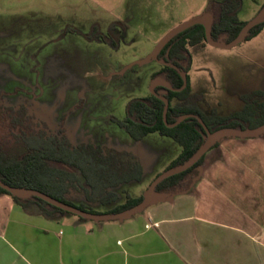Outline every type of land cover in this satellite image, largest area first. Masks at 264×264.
<instances>
[{
  "label": "rangeland",
  "instance_id": "1",
  "mask_svg": "<svg viewBox=\"0 0 264 264\" xmlns=\"http://www.w3.org/2000/svg\"><path fill=\"white\" fill-rule=\"evenodd\" d=\"M222 1L0 0V146L21 153L24 147L17 141L23 126L30 135L43 123L54 133L63 127L73 145H100L140 160L142 179L114 188L119 194L114 203L125 201L127 194L144 195L182 147L158 132L135 140L116 121L127 117L133 99L152 94V76L162 66L157 60L136 62L181 23L208 10L216 15L211 4ZM263 6L264 0H242L238 16L248 21ZM114 22L117 41L94 38V28L104 33ZM189 49V82L192 92L202 95L204 111H239L245 104L242 94L264 90V28L232 48L204 42ZM68 197L97 211L111 209L88 202L76 190ZM259 262L253 255V264Z\"/></svg>",
  "mask_w": 264,
  "mask_h": 264
},
{
  "label": "crops",
  "instance_id": "2",
  "mask_svg": "<svg viewBox=\"0 0 264 264\" xmlns=\"http://www.w3.org/2000/svg\"><path fill=\"white\" fill-rule=\"evenodd\" d=\"M88 221L30 213L2 193L0 264H264V134L222 139L186 192Z\"/></svg>",
  "mask_w": 264,
  "mask_h": 264
},
{
  "label": "trees",
  "instance_id": "3",
  "mask_svg": "<svg viewBox=\"0 0 264 264\" xmlns=\"http://www.w3.org/2000/svg\"><path fill=\"white\" fill-rule=\"evenodd\" d=\"M211 5L218 9V13L214 14L212 36L229 42L247 22L238 16L242 0H223L217 5ZM263 28L264 22L256 25L245 40L257 36ZM204 42H207L205 27L196 24L170 40L162 54L168 55L167 59L182 70L189 71L192 65L189 46ZM163 72L174 87L183 85V78L175 68L163 66L155 76L163 75ZM165 96L170 100L167 112V121L170 124L186 113L200 116L211 131L223 127L255 128L264 124V90L262 89L242 94L244 107L230 114L219 113L216 108L204 111L199 106L202 95L192 92L190 82L182 91L169 90ZM164 108L165 102L153 94L135 98L128 106L127 117L116 121L135 140H141L154 132L173 137L181 145L182 151L169 166L171 168L182 164L197 151L205 141L206 131L196 117L186 118L178 125L169 127L163 118ZM21 109L18 110L20 116L26 111ZM7 110L14 111L11 107ZM27 129L23 126L19 135L20 141H17L24 147L23 152L19 153L0 146V178L6 184L41 190L61 201L95 213L123 211L143 199V195L132 197L127 194L125 201L116 204L108 211H97L89 204L75 203L68 197L73 190L82 193L90 203L108 205L116 202L119 194L114 188L142 179L143 165L140 160L130 152L106 150L100 145L84 143L73 145L63 127L60 128L59 133H54L43 123L40 129L30 130L32 135ZM205 156L206 154L189 169L164 179L157 185L156 190L167 192L171 196L190 190L199 177ZM2 193L11 196L17 206L30 213L47 218L73 214L37 196L28 198L15 196L0 186V194Z\"/></svg>",
  "mask_w": 264,
  "mask_h": 264
},
{
  "label": "water",
  "instance_id": "4",
  "mask_svg": "<svg viewBox=\"0 0 264 264\" xmlns=\"http://www.w3.org/2000/svg\"><path fill=\"white\" fill-rule=\"evenodd\" d=\"M264 22V6L262 9L250 20H248L244 26L241 28L239 33L235 38L230 40L229 42L224 41L222 38L215 39L212 36V27H213V15L210 12H206L203 15L188 20L186 22L181 23L171 31H169L161 40L158 42L154 50L145 58L137 61L136 63H146L151 60H158L159 62H162L164 64L172 65L169 62H166L164 59H159V53L162 51V49L165 47V45L177 34L183 32L184 30L188 29L189 27L196 25V24H202L205 27V36L206 40L209 44L221 47V48H232L236 45H238L240 42L244 41L246 36L249 34L250 30L255 27L256 25ZM133 64H131L129 67H131ZM176 68H178L175 65H172ZM179 69V68H178ZM181 76L183 77V85L180 88H175L171 86L168 82H166L162 77L158 76L152 80L151 83V92L155 95H157L159 98H161L165 102V108L163 112V118L165 123L169 127H174L181 123L183 120L189 117H196L200 123L203 125L206 136L205 141L200 145V147L197 149V151L185 162L182 164H179L177 166L168 168L164 172L158 174L153 181L148 186L147 190L145 191L143 195V199L136 205L132 206L131 208L125 209L123 211L119 212H106V213H95L90 212L87 210H83L77 206H74L72 204L66 203L64 201H61L41 190H37L34 188H26V187H19V186H11L6 184L2 181L0 178V186L9 191L11 194L21 197V198H28L31 196H37L39 198L44 199L48 203L59 207L63 210H66L70 213H73L77 216H81L88 220H94V221H110V220H123L126 218H130L134 216L135 214H138L142 211H144L146 208H148L150 205L155 204L157 202L163 201L171 195L167 192H160L156 190L157 185L162 182L164 179L179 174L190 167H192L195 163H197L217 142H220L222 139L226 137H255L264 134V124L257 126L255 128H235V127H223L220 129H217L215 131H211L204 120L194 114V113H186L180 116L174 123H168L167 121V112L170 105V100L164 96L163 94H159L156 92L155 88L158 85L167 87L169 89L173 90H183L187 84H188V78L187 74L184 71H180Z\"/></svg>",
  "mask_w": 264,
  "mask_h": 264
},
{
  "label": "flooded vegetation",
  "instance_id": "5",
  "mask_svg": "<svg viewBox=\"0 0 264 264\" xmlns=\"http://www.w3.org/2000/svg\"><path fill=\"white\" fill-rule=\"evenodd\" d=\"M207 12H210L209 10L207 11ZM210 13H212V12H210ZM212 15H213V13H212ZM213 21H214V15H213ZM117 23V22H116ZM119 23V22H118ZM94 28V27H93ZM93 32L95 33V35H94V38L95 39H97V40H99V41H105V42H107V41H111V42H114V41H117L118 39H119V37H120V34L117 32V28H116V26H115V22L114 23H112L108 28H107V30H106V32H97V29H93ZM174 38V37H173ZM172 38V39H173ZM171 39V40H172ZM168 44V43H167ZM166 44V45H167ZM165 45V46H166ZM165 48V47H164ZM163 48V49H164ZM163 49H162V51H163ZM162 51L159 53V59H164L166 62H169L170 64H172V65H175V66H177L178 68H176V67H174V66H172V65H168V64H164V63H162V62H160L161 64H162V66H161V68L158 70V71H161L162 70V67L163 66H171V67H173V68H175L179 73H180V71H184V70H182L178 65H176V64H174L173 62H171L169 59H167L168 58V55H163L162 54ZM163 55V56H162ZM158 61V60H157ZM157 71V72H158ZM184 72H186V74H187V78H188V82H189V77H188V71H184ZM156 73V72H155ZM153 74V76H152V79H154V78H156V77H158V76H160V77H162L166 82H168L171 86H173L168 80H167V78L164 76V72H163V75H157V76H155L156 74ZM181 74V73H180ZM183 78V77H182ZM188 85V84H187ZM174 87V86H173ZM175 88H180V87H175ZM186 88V87H185ZM184 88V89H185ZM155 90H156V92L157 93H159V94H163L164 96H165V94L169 91V90H173V89H169V88H167V87H164V86H161V85H158V86H156V88H155ZM175 91H179V90H175ZM180 91H182V90H180ZM153 94V93H152ZM153 95H155V94H153ZM155 96H157V95H155ZM158 97V96H157ZM161 99V98H160ZM197 115V114H196Z\"/></svg>",
  "mask_w": 264,
  "mask_h": 264
}]
</instances>
